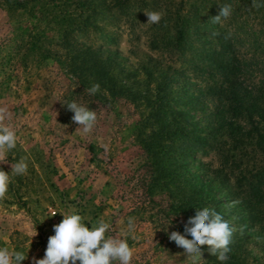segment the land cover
Returning a JSON list of instances; mask_svg holds the SVG:
<instances>
[{
	"label": "rangeland",
	"instance_id": "obj_1",
	"mask_svg": "<svg viewBox=\"0 0 264 264\" xmlns=\"http://www.w3.org/2000/svg\"><path fill=\"white\" fill-rule=\"evenodd\" d=\"M180 1L151 6L164 13L159 24L147 16L119 22L117 32L104 29L107 37L95 39V48L105 46L101 52L75 53L62 46L59 25L40 19L48 13L42 4L27 12L0 0V103L19 136L0 168L10 173L21 157L28 163L0 200V247L22 251L28 257L21 264L44 258L53 226L71 209L89 229L100 219L109 223L108 235L134 248L131 264H191L169 235L184 234L204 207L236 229L226 264H264V181L261 193L251 189L259 183L252 174L264 169L263 132L246 106H231L227 78L170 52ZM55 11L49 10L53 18ZM229 81L247 99L252 89L264 109L257 79ZM94 83L101 91L89 95ZM73 101L97 113L88 134L72 120ZM156 133L174 145L192 134L208 143L209 153L175 152L165 140L168 149L158 152L155 165L145 147ZM201 250L200 264H220L208 246Z\"/></svg>",
	"mask_w": 264,
	"mask_h": 264
},
{
	"label": "trees",
	"instance_id": "obj_2",
	"mask_svg": "<svg viewBox=\"0 0 264 264\" xmlns=\"http://www.w3.org/2000/svg\"><path fill=\"white\" fill-rule=\"evenodd\" d=\"M159 1L8 0L15 9H24L27 12L35 10L36 5L42 4L45 13H48L40 19L47 22L52 20L59 25L62 46L75 53L101 52L105 46L95 48V39L107 37L104 29L117 32L119 22L128 24L130 20L144 19L145 13L150 12L151 6L155 8ZM179 4L180 8L176 11V19L173 21L171 45L168 46L171 47L170 52L182 53L181 57L189 58L190 64H193L194 60L198 61L211 76L228 79L232 92L228 98L231 106L237 110L246 106L249 119L258 120L256 123L254 121L255 129L257 132H263L258 135V146L263 149L264 154V109L255 102L252 89L248 90L247 99L234 91L237 87L241 88L237 82L231 84L229 81L243 76L251 82L257 79L260 84H256L258 86L254 90L256 93H264V7L252 8V0H181ZM225 4L231 5L230 17L227 19L222 17L220 23H212L211 20L219 15L221 7ZM51 9L56 10L54 18L49 14ZM182 10L183 14L180 13ZM162 20L165 21L166 18ZM245 53H248V59ZM246 100L247 103H244ZM259 125L263 128L261 129ZM165 140L160 137V133H156L149 141V145L146 144L145 149L148 148L153 153L155 165L159 162L158 158L162 157L158 152L168 149L162 147L160 143ZM168 141L173 144L170 149L175 152L186 150L207 155L210 150L207 142L192 137V134L180 139L179 145H174L173 138L165 142ZM252 178L259 180V183L251 188L252 192L261 193L264 169L257 170L252 174Z\"/></svg>",
	"mask_w": 264,
	"mask_h": 264
},
{
	"label": "clouds",
	"instance_id": "obj_3",
	"mask_svg": "<svg viewBox=\"0 0 264 264\" xmlns=\"http://www.w3.org/2000/svg\"><path fill=\"white\" fill-rule=\"evenodd\" d=\"M252 8L264 7V0H252ZM231 5L221 7L218 16L212 23H220L221 18H229ZM148 23L159 24L164 16L162 11L146 12ZM89 95H96L101 91L99 83H94L86 89ZM69 111L74 113L72 120L82 129L83 133H90L95 127L98 117L95 110L73 101L67 104ZM12 113L6 105L0 103V164L7 160L8 153L15 149L19 140L17 132L6 121L11 120ZM76 130V131H77ZM28 163L26 157L11 164V172L0 168V200L6 198L14 177L27 173ZM62 221L53 226L54 235L48 238L47 248L43 259L33 261V264H131L134 248L130 247L126 239L108 235L109 223L103 219L86 226V218L79 214L77 209L68 213H61ZM128 229L135 231L134 218H129ZM236 229L218 213L214 208L204 207L196 209L194 218H190L184 226V234L171 232L170 241L185 250L184 254L191 264H200L202 260L201 246H208L209 252L216 256L220 264H226L231 251L233 235ZM190 236L191 239L186 238ZM133 239H136L133 236ZM28 257V256H27ZM27 257L22 251L0 247V264H21Z\"/></svg>",
	"mask_w": 264,
	"mask_h": 264
}]
</instances>
